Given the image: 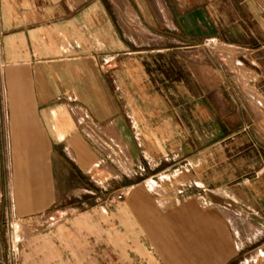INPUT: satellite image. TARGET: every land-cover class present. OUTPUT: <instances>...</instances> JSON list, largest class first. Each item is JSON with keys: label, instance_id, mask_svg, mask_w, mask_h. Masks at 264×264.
<instances>
[{"label": "crops", "instance_id": "0c3cea01", "mask_svg": "<svg viewBox=\"0 0 264 264\" xmlns=\"http://www.w3.org/2000/svg\"><path fill=\"white\" fill-rule=\"evenodd\" d=\"M9 231L18 264H264V0H0V264Z\"/></svg>", "mask_w": 264, "mask_h": 264}, {"label": "rangeland", "instance_id": "374dc122", "mask_svg": "<svg viewBox=\"0 0 264 264\" xmlns=\"http://www.w3.org/2000/svg\"><path fill=\"white\" fill-rule=\"evenodd\" d=\"M214 49H218L220 45L216 43V41H213L210 43ZM9 225V222H7ZM11 234L10 231L7 234V239H6V252H7V258H6V263L5 264H18V258H17V251L15 248V245L13 241L11 240Z\"/></svg>", "mask_w": 264, "mask_h": 264}]
</instances>
